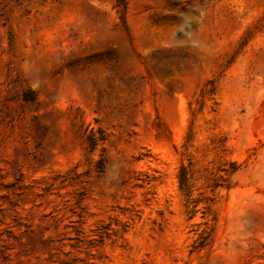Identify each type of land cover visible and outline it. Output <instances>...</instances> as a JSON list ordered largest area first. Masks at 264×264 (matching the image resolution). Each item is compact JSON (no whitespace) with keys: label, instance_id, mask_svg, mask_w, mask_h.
<instances>
[{"label":"rangeland","instance_id":"obj_1","mask_svg":"<svg viewBox=\"0 0 264 264\" xmlns=\"http://www.w3.org/2000/svg\"><path fill=\"white\" fill-rule=\"evenodd\" d=\"M122 13L0 0V264H264V0Z\"/></svg>","mask_w":264,"mask_h":264},{"label":"trees","instance_id":"obj_2","mask_svg":"<svg viewBox=\"0 0 264 264\" xmlns=\"http://www.w3.org/2000/svg\"><path fill=\"white\" fill-rule=\"evenodd\" d=\"M118 2V4L121 5L122 9H123V13H122V18L124 17V11L126 9V0H116ZM28 94L25 92V96H27ZM100 140L104 139L103 135L101 134V136L99 137ZM97 142V138L96 136H94L93 134L88 136V143L89 146L91 148H94V146L96 145ZM178 182H179V187L181 190H183L186 194H188L190 192L189 188H190V183H189V179L187 176V171L185 169L184 166H181L179 174H178Z\"/></svg>","mask_w":264,"mask_h":264}]
</instances>
